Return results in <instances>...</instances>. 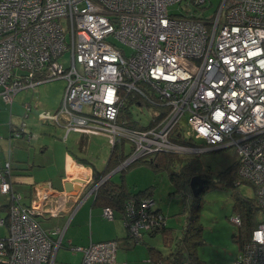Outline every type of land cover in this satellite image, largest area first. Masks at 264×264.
<instances>
[{
	"label": "built area",
	"instance_id": "1",
	"mask_svg": "<svg viewBox=\"0 0 264 264\" xmlns=\"http://www.w3.org/2000/svg\"><path fill=\"white\" fill-rule=\"evenodd\" d=\"M186 4L182 7L181 3ZM179 4L178 14L168 11ZM0 0V96L11 103L15 94L42 82L64 79L60 107L38 113L42 122L88 135L106 136L125 157L111 173L158 152L198 153L234 147L240 176L254 189L264 212V0ZM194 5L201 13L186 12ZM128 49H127V48ZM69 50V64L58 58ZM82 71H78L76 64ZM151 109L150 120L130 126L122 107L128 97ZM26 112L30 104L24 103ZM186 117L188 129L181 119ZM192 138L195 145L170 135ZM27 140L26 123L9 137ZM202 141V144H197ZM128 143V149L125 145ZM120 151L119 153H122ZM9 160L0 169V193L10 194L7 234L0 237V264H54L64 227L45 230L38 216L56 215L45 202L58 195L49 183L28 205L12 190ZM92 174H82L80 188ZM78 202V201H77ZM153 200L127 201L125 226L137 241L157 225ZM79 205L75 203L73 211ZM113 219L114 212L102 207ZM160 217V216H159ZM237 225L241 218L232 217ZM125 222V221H124ZM68 247L81 253L79 264H126L116 261L115 239ZM231 264H264V218L253 227Z\"/></svg>",
	"mask_w": 264,
	"mask_h": 264
},
{
	"label": "rangeland",
	"instance_id": "2",
	"mask_svg": "<svg viewBox=\"0 0 264 264\" xmlns=\"http://www.w3.org/2000/svg\"><path fill=\"white\" fill-rule=\"evenodd\" d=\"M217 3L218 0H213V4L204 10L206 16L213 14L217 7ZM185 4L186 3L183 1L181 6L183 7ZM179 6L180 5L177 3L169 5L168 11L171 14H178L182 11ZM185 9L187 13H190L192 10H196V13H201V11L199 9L197 10L194 5H188ZM58 61L63 63L64 66H67L70 61L69 50L63 53L58 58ZM76 68L78 71H82V67L78 63L76 64ZM64 81L65 80L63 79H55L38 84L36 92L33 94L34 101L36 100L37 102V99H39L40 106L42 103L46 104L48 101L53 100L52 94L61 88ZM48 94H51L50 98L47 96ZM35 111L39 113L45 110L41 107H37ZM131 112L132 119L138 122L139 125L148 124L151 116V109L146 105L143 104L141 107L134 105ZM29 119L33 122V124H35V127L37 125L39 127L47 125L55 126L53 123L40 121L37 115L36 117H30ZM23 120L26 123L27 131L28 118L23 119L21 117L16 125L18 127ZM181 124L184 126L185 130L188 129L186 117L181 119ZM30 126L34 128L32 125ZM30 133H32L33 138L35 135H42V131H38V129H34ZM186 137H188V133H186ZM21 139L23 138H14L13 136L9 137L8 140L11 141V152H13L15 144L18 146L17 143L22 141ZM8 140H2L6 143L5 145L3 144L4 151H1L2 153L5 152L6 154L9 149ZM24 140L26 142L31 139L27 140V138L24 137ZM89 142L90 150L87 158L90 162L97 163L95 165L96 168L101 170L103 168L102 163L104 159L106 160L110 151L108 140L106 136L99 135L94 136V138H90ZM197 144L201 145L202 141H199ZM128 146L129 145L127 143L125 145L126 150L128 149ZM196 154L200 162L210 170L209 176L211 181L207 188L199 194V200L201 203L200 222L203 228V241L196 247L194 259H190L183 252L179 255L180 260L178 264H231L232 260L241 249L242 241L245 239L243 227L238 226L232 220V217L238 213L234 208L235 194L237 192L241 196L253 197L254 189L248 182H241L238 186H234L228 183L227 177L218 175V172L231 166L232 163L238 159V155L236 154L234 147L230 146L222 149H210ZM178 155L187 154L178 153ZM177 164L178 160L173 158L167 162L166 166L164 165L159 168L155 166L153 167L151 164L146 162H135L131 166L123 169L124 180L132 192L148 187L151 189L154 208H160L162 213L165 214L166 217L164 222L167 226L174 228V234H179L185 224L186 214L188 208L190 207L192 196L188 185L184 187L176 186L170 179V173L172 170H180ZM121 174L120 170L115 171L111 174V179L119 181L122 179ZM7 202L8 196L0 193V217H4L6 215V211H4L1 206ZM258 218H264V212L259 211ZM122 227L124 234L119 242L118 253L116 252V261H118L117 256L118 259H122L121 257L124 256L121 251H127L125 247L128 244L125 241L130 239L132 244L134 243L132 238L129 236L128 229L125 227L124 223L122 224ZM6 234V225H1L0 237H4ZM142 237V240L146 241L147 244L143 242H136L133 246H130L133 248L129 251L128 257L124 256L123 258V261H126L127 264H151L149 261H146L148 259L147 256H149L147 245L154 246L156 249L161 251L162 255L166 256L168 247L165 246L164 239L159 233L151 236L148 232H144ZM76 259H79L78 254L73 255L68 250L60 248L56 253L54 264H71V260L72 263H74V260L76 261ZM164 264H170V262L165 260Z\"/></svg>",
	"mask_w": 264,
	"mask_h": 264
},
{
	"label": "crops",
	"instance_id": "3",
	"mask_svg": "<svg viewBox=\"0 0 264 264\" xmlns=\"http://www.w3.org/2000/svg\"><path fill=\"white\" fill-rule=\"evenodd\" d=\"M65 85L66 81L60 89L52 94L53 100L48 101L46 104L42 103L40 106L39 99H37V102L34 101L33 95L37 86L33 89L19 91L13 97L11 103L5 102L0 96V169L9 160L11 170L7 178L13 191L20 195V202L24 205H28L34 196L42 194L45 191L44 186L46 183H49L58 192V195L53 197L51 202L44 203L48 209L55 210L56 215L47 214L38 216L37 219L45 230L65 226L60 248L68 250L73 255L78 254L79 259L74 260V263L71 260V264H78L80 263L81 253L73 252L68 247L69 243L87 245L90 241L118 239L119 246L124 230L122 227L123 220L119 214H115L111 220L104 219L101 214L102 207L93 202L94 193L90 192L91 186L87 185L82 188L76 186L70 192L63 191L65 181L79 179L82 174H92L93 171L101 172L105 169L109 154L106 160L103 158V168L101 170L96 168L97 163L90 162L87 158L90 150L89 139L99 135L70 131L64 138L63 127L56 125L43 127L37 125L35 127V124L29 119L30 117H36V115L38 117V112L35 111L37 107H41L45 111H56L60 107ZM47 96L50 98L51 94ZM24 103L30 104L28 112L25 110ZM21 117L23 119L28 118L27 131L31 132L38 129V131H42V135H35L34 138L32 136L31 140L26 142L22 137V141L17 143L18 146L15 144V148L11 152V141L8 140L9 134L12 129L17 127L16 123ZM3 139L8 140L9 149L6 154L1 152L4 151L3 144H6L5 141H2ZM77 201L79 205L73 211L75 203L78 204ZM129 240L125 241L128 244L125 247L127 251H121L122 255L127 257L129 251L133 248L130 246L135 243L133 241L132 244V241ZM124 256L121 257L122 259H118L117 256V260L127 264L126 261H123ZM147 258L146 261L152 264L149 256Z\"/></svg>",
	"mask_w": 264,
	"mask_h": 264
},
{
	"label": "trees",
	"instance_id": "4",
	"mask_svg": "<svg viewBox=\"0 0 264 264\" xmlns=\"http://www.w3.org/2000/svg\"><path fill=\"white\" fill-rule=\"evenodd\" d=\"M137 99V96H135V99L133 100L131 97H128V99L125 101L126 103L122 107L123 116L130 119L129 125L133 127H141V125L134 121L130 116V108L132 106L131 102L134 101L136 104L142 103V100ZM170 138L173 141L181 144L195 145L191 137H182V135H178L177 128L174 129L173 133L170 135ZM120 151H122V149L117 145L110 147L109 157L107 159L105 169L101 172L93 171L89 186L96 184L100 178L104 177L119 164V161L126 155V153L124 154L123 151L122 153H119ZM173 158L178 160L177 166L180 169L178 171L172 170L170 173V179L176 186H189L191 177L198 175L204 179L203 190L207 188L208 184L211 182L209 176L210 170L200 162L196 153L178 155V153L175 152H158L149 157L141 158L135 162H146L151 164L153 167L155 166L159 168L164 165L166 166L167 162ZM135 162L128 166H131ZM9 168L10 169L7 177L10 175V165ZM238 169L239 162L236 159L231 166L227 167L223 171L218 172V175L227 177L228 183L234 186H238L241 182H248L250 184L249 181L243 179L240 176ZM123 171V169L120 170L122 173L121 180L114 181L111 179L110 175L98 185L93 194V202L100 207H110L114 212V216L115 214H119L123 220V223H126V218H128V216L126 215L125 204L127 201L133 200L134 203L138 204L142 199H152V196L151 189L149 187L132 192L124 180ZM6 195H8V202L1 206V208L6 211L5 217L8 216V209L12 202L10 194ZM200 208L201 203L199 200V194L197 196L192 195L190 207L188 208L186 214L185 224L179 234H174V228L167 226V224L164 222L166 216L162 213L161 209L154 208V206L151 208V212L158 217L157 225L151 230L143 231L142 236L144 232H148L151 236L159 233L164 239L165 246L168 247V252L166 256H164L161 254V251L156 249L154 246L147 245L149 259L151 260L152 264H164L165 260L169 261L170 264H178L180 260L179 255H181L183 252L190 259L195 258L196 247L203 241V228L200 222ZM234 208L237 210V214L241 218V223L238 226L243 227L245 232V239L241 244L242 248L244 242L248 238L250 230L259 223L258 213L260 211V207L256 202L255 195L253 197H246L241 196L236 192ZM125 227L128 229L127 226ZM142 236L138 238L137 241L131 236L130 237L135 243L143 242L147 244L146 241L142 240ZM115 240L118 242V239Z\"/></svg>",
	"mask_w": 264,
	"mask_h": 264
},
{
	"label": "water",
	"instance_id": "5",
	"mask_svg": "<svg viewBox=\"0 0 264 264\" xmlns=\"http://www.w3.org/2000/svg\"><path fill=\"white\" fill-rule=\"evenodd\" d=\"M80 182H81L80 179L65 181L63 183V191L64 192H70L72 189L76 188V186H77V188H80V185H79ZM189 187H190L192 195L197 196L204 189V179L199 177L198 175H194L190 179Z\"/></svg>",
	"mask_w": 264,
	"mask_h": 264
}]
</instances>
